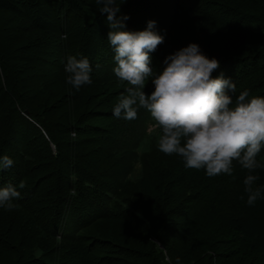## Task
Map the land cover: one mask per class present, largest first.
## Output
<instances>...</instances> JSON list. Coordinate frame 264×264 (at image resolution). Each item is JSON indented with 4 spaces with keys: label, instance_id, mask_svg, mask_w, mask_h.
<instances>
[{
    "label": "trees",
    "instance_id": "1",
    "mask_svg": "<svg viewBox=\"0 0 264 264\" xmlns=\"http://www.w3.org/2000/svg\"><path fill=\"white\" fill-rule=\"evenodd\" d=\"M124 5L130 17L126 30L142 31L155 18L165 38L156 55L151 53L154 72L162 70L167 55L189 43L217 49L226 46L225 35L237 46L259 35L264 41V33L252 35L264 18L257 11H264V0H125ZM98 7L95 0H0V157L14 162L0 171V187L25 185L11 210L0 207V255L11 254L0 264H169L153 239L162 242L171 264L177 258L181 264H234L238 253V264H264V199L247 204V170L238 162L233 161L232 176L208 177L204 168H186L178 154L159 150V127L132 133L134 145L123 144L120 135L122 129L127 135L124 125L130 121L116 118L113 107L126 93L113 85L118 79L112 66L106 67L108 80H97L94 73L101 63L97 51L114 55L107 14ZM122 10L120 5L118 15ZM52 19L62 23L59 29ZM3 30L8 37L1 36ZM70 53L88 57L92 66V83L78 91L66 82ZM262 53L223 54L213 76L223 73L236 90L255 88L253 78L264 68ZM146 85L150 94L153 86ZM43 149L49 150L45 156ZM128 152L143 155L139 179L113 175ZM257 159L264 163V145ZM254 174L256 186H264V168ZM96 221L125 227L88 239L82 232ZM134 223L143 229V247L123 236Z\"/></svg>",
    "mask_w": 264,
    "mask_h": 264
},
{
    "label": "clouds",
    "instance_id": "2",
    "mask_svg": "<svg viewBox=\"0 0 264 264\" xmlns=\"http://www.w3.org/2000/svg\"><path fill=\"white\" fill-rule=\"evenodd\" d=\"M124 2L95 0L99 11L107 14L111 29L107 40L114 50L113 72L130 85L114 105L113 115L131 121L138 118L139 109H146L162 129L161 152L178 154L186 168H204L208 177L232 176L236 161L247 170L243 180L247 204L264 199V186H256L259 176L254 174L264 168L257 159L264 145V96L249 98L250 90L245 89L234 98L235 83L223 73L213 76L220 61L206 56L198 43L167 55L162 70L154 72L151 53L165 38L156 30L155 20H149L142 31L126 30L130 17L118 15ZM65 72L66 82L77 91L92 83V66L86 56H67ZM146 81L153 86L150 94L145 91ZM13 163L8 155L0 157V171ZM24 187L23 183L0 187V207L11 210L21 198L18 189ZM176 264H181L179 258Z\"/></svg>",
    "mask_w": 264,
    "mask_h": 264
},
{
    "label": "rangeland",
    "instance_id": "3",
    "mask_svg": "<svg viewBox=\"0 0 264 264\" xmlns=\"http://www.w3.org/2000/svg\"><path fill=\"white\" fill-rule=\"evenodd\" d=\"M124 4H125V2L123 4H121L122 5V8H123V10H122L123 12L122 13H123V15H126L128 10L127 9L124 10V6H125ZM148 7L143 8L144 11H146L145 12L146 14L148 13V10H149ZM253 11L256 12L255 8H253ZM257 11L258 12H264V11H261V10H257ZM138 16H140V15H138ZM154 19L155 18H153V20ZM52 21L54 22V26L56 28L59 29L61 27L62 23L56 22V20H54V19H52ZM259 21H260V23L259 22L257 23V24L260 25V26H257L259 28L258 30L254 26L250 27V29L253 28V30H254V28H256L255 31H253V34L252 35L259 34V32H261L260 34L264 33V18H261V20L259 19ZM188 22L190 23V21H188ZM238 25L239 24H237L235 26H238ZM261 27H263V28H261ZM241 28H245V26H242L241 25ZM1 36H3L4 38L5 37H8L9 36V32H7L6 30H3V32L1 33ZM54 36L57 37V38H60V35H59L58 31H55ZM68 37H70V36L68 35ZM259 37H260V35L253 37L255 41L253 43H249V45H239V46H237L238 44L237 45H231L230 44L231 41H233L235 39L234 37L232 38V36L231 37H228V36L225 35V39L224 40L226 42V46H221V48L219 46L216 49V47H214L212 44H210V45H207V46H203L204 48L202 50L205 53V55L208 56L209 58H212V57L220 58V57H222L223 54H230V55H232L235 52L239 56H240V54L243 56V55H246L248 52H250V51L253 52V51L257 50V49H259L260 52L263 51L262 54H264V41H261ZM67 40H68V38L66 39V41ZM234 48H238V49L234 50ZM241 48H243L242 51H240ZM73 51H77V49L76 50H73ZM77 53L82 54V55L84 54V52H81L79 50L77 51ZM70 55H71V53H70ZM97 55H98L97 58L101 60V63L98 64L99 67L97 68V70L94 71L95 77L97 78V80H100V81L103 80V79L108 80L109 77L113 75L112 77L115 78V80L118 79L117 81H115L113 83V85H115L117 87V91H120V92L123 91L125 93L126 88L130 87V85L127 82L122 81L119 78H117L114 73H112V75L110 73H108L106 75V72H105L106 71V67H108V66H112V68L110 67V69L113 71V68L115 67L114 55L113 56H110V55H107L105 53H102L101 51H97ZM153 55L155 56L156 53L154 52ZM262 59L264 60V57ZM259 66L260 67H262V66L264 67V63L261 62L259 64ZM112 80H114V79H112ZM253 81L257 85H255V88H253L254 86H248V90H250V96H258V94H259L260 91H264V68L259 69V72L254 76ZM109 82H111V81H107L106 83L109 84ZM113 85H112V87H114V88H112L111 87V84H110V86H109V89L110 90L111 89H115L116 90L115 86H113ZM245 89H247L246 86L244 88H242V89H237L236 92H235V94H234V98H235V96H238L241 91H243ZM260 96H263V95H260ZM103 109L106 110V108H103ZM138 114H140L141 116L139 115L137 119H134L133 122L130 121L129 124L127 122V126H126V124L124 125L126 127L125 129H127V128L129 129V131H128L127 135H126L129 140L127 139V137L125 136V134H123V130L124 129H122V133H121L120 136H121L122 140H124L123 141V144L126 143V142H128L126 144H128L130 146H133L134 143H135V141H136L135 140L136 138H134V135L135 134L133 135V137L131 136L132 133L149 134L151 131H153L156 128L155 122L150 117V115L148 114V111L146 109H144L143 111L139 109ZM121 124H122L121 122L118 123V125H120V127H122ZM16 126L20 130L23 129L21 123H17ZM134 130L136 132H134ZM23 140L21 139L20 142L22 143ZM34 144L37 145L38 142L37 143H34ZM49 144H50V146H52L53 151H54L56 149L55 148V144H53L52 142H49ZM34 149H35V147L33 146V143H32L31 144V151L34 152ZM85 150H87V149L85 148ZM47 151L49 152V150L43 149V153H41L42 156H45L46 153H47ZM55 152H56V150H55ZM79 152L80 151H78V149L75 150L74 155H77V153L79 155ZM128 153L129 154L126 157H123V161L121 162V164H119V165H117L116 167L113 168L114 171H115V173L113 175L116 177L118 175H121L123 173H126L127 174V178L129 177V178L139 179V176L141 175L142 170H143V163H142L143 162L142 161L143 155H139L138 153L137 154L130 153V152H128ZM97 154L98 153H96V154L93 153L92 155L95 156ZM40 159H41V157H38L36 160L34 159L33 161H39ZM95 160H96V158H95ZM95 160L93 161V163H96ZM103 161H104L105 165H108V164L112 165V162L110 160H108V161L103 160ZM80 165H85V164H84V162H81ZM254 211H252V213H254ZM261 211L263 212V209ZM119 225H121V224H119ZM119 225L114 224V222H100V221H96V223L94 222V224H92L89 227L85 228V230L82 233H84L85 235H88L89 236L88 239H90L91 237H94V236H98V237H100V236H109L110 233H111V231H112V229H115V231H117L118 233H120V231H118V229H121V227ZM121 226L122 227H125L124 225H121ZM133 227H131V229H125V230H123V232H125V234H123V236L127 240H129L131 242H133V241L139 242V243H131V245H133V246H136V247H143V246H145V241H144L145 240V236L142 238V241L143 242L141 241L142 231H143L141 225H139L137 223H134L133 224ZM262 238H264V236H262ZM153 240L156 243L157 248H159L160 250L161 249L164 250V253H165V259L164 260H165V262H167V261H170L171 262L172 261V258L167 253V251H166L164 245L162 244V242L158 241L157 239H153ZM129 241H127L126 243L128 244ZM220 251H223L224 252V250H222V249ZM9 256L11 257V254L6 253V252L5 253H2L0 255V260L2 258H4V262L6 263L8 261V257ZM241 258H242V254L241 253H238L237 257L235 258V263L234 264H238V261Z\"/></svg>",
    "mask_w": 264,
    "mask_h": 264
}]
</instances>
